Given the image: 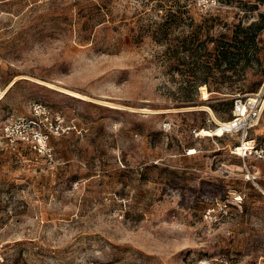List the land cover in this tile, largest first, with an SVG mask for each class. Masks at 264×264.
<instances>
[{
  "label": "rangeland",
  "instance_id": "374dc122",
  "mask_svg": "<svg viewBox=\"0 0 264 264\" xmlns=\"http://www.w3.org/2000/svg\"><path fill=\"white\" fill-rule=\"evenodd\" d=\"M215 1L0 0V264H264V106L221 129L264 100V0ZM33 104L51 156L3 137Z\"/></svg>",
  "mask_w": 264,
  "mask_h": 264
},
{
  "label": "built area",
  "instance_id": "2783aa9c",
  "mask_svg": "<svg viewBox=\"0 0 264 264\" xmlns=\"http://www.w3.org/2000/svg\"><path fill=\"white\" fill-rule=\"evenodd\" d=\"M199 3L203 7L208 8L216 6L215 0H199ZM263 103V91L247 98L241 97L236 99L233 104L232 121L235 123L233 130H241L247 133L254 128L260 119L264 106ZM31 113L32 115L29 117H11L4 125L3 137L12 144H22L40 154L51 156V149L49 147L51 137L50 127L52 128L53 124L50 123L48 128L43 122V119L51 115L50 110L41 104H33ZM245 144L247 146L243 144L242 147H237L238 154H241L239 152L242 151L244 154L254 155L259 159L264 158L263 148L256 147L252 141H247ZM0 260H2L1 257Z\"/></svg>",
  "mask_w": 264,
  "mask_h": 264
},
{
  "label": "trees",
  "instance_id": "16d2710c",
  "mask_svg": "<svg viewBox=\"0 0 264 264\" xmlns=\"http://www.w3.org/2000/svg\"><path fill=\"white\" fill-rule=\"evenodd\" d=\"M184 12L181 11V8H178L174 10L173 8H170L168 11L165 12L164 16H161V19L158 23H155V26L152 31V36L157 40L160 41L161 38L167 37L168 34L174 32L177 28H179L180 21L183 20ZM261 17H264L261 14ZM170 19V20H169ZM170 27V29H168ZM249 30H253L254 36L257 34V32L261 31L263 29V26L261 23H251V25L248 27ZM253 36V38H254ZM245 40H248L247 38ZM226 46H221V50L219 52V56L222 59V61L226 62H233L239 53V50H241V39L235 37L231 40V42L224 43ZM203 82V84H206V79H196L195 81V88L199 87V82ZM218 92V91H217ZM194 101L192 97H186L184 99V102L191 103Z\"/></svg>",
  "mask_w": 264,
  "mask_h": 264
},
{
  "label": "bare ground",
  "instance_id": "6f19581e",
  "mask_svg": "<svg viewBox=\"0 0 264 264\" xmlns=\"http://www.w3.org/2000/svg\"><path fill=\"white\" fill-rule=\"evenodd\" d=\"M62 91L66 92V93H68L70 95L76 96L77 98H83V99L85 98V96H82V95L77 94V93H73V92H70V91H67V90H62ZM1 97H2V95L0 96V98ZM234 125H235V123H233V121L231 120L228 123L221 124V127H222L221 129H223L225 132L231 131V130H233Z\"/></svg>",
  "mask_w": 264,
  "mask_h": 264
}]
</instances>
